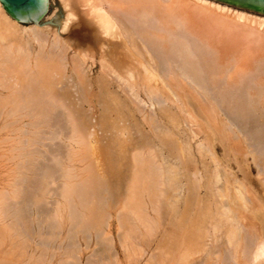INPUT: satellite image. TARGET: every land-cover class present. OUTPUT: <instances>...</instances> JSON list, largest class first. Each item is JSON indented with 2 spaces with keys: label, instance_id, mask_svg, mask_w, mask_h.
I'll return each instance as SVG.
<instances>
[{
  "label": "bare ground",
  "instance_id": "bare-ground-1",
  "mask_svg": "<svg viewBox=\"0 0 264 264\" xmlns=\"http://www.w3.org/2000/svg\"><path fill=\"white\" fill-rule=\"evenodd\" d=\"M57 1H60L59 4H61V6L64 9V11H63L64 19H63L61 26L59 27L60 30L63 33L67 32L68 30H72L71 32H68L64 36L63 39H61L59 36H57L56 33H53V35H51V32H49L47 30L48 27L41 26V23H43L41 21V19L44 18V16L46 15V13L48 11L49 0H47V9H46L47 11H46V13L38 21H36V24H34L32 22H27V23L19 22V21L13 19L5 11V9L2 7V5L0 4V112H2V114L4 115V119H5L6 123H7V120L9 118L10 119L28 118L30 120L32 119V122L35 124L36 131L39 130L38 128L40 127L41 123L44 125L43 127H45V125H47L49 123L51 124V122L56 121V120L65 121V123L70 124V126H72L71 124L75 125L76 122L84 124V126H85V123L93 124V123H96V122H99L102 120L110 119V115H111L110 112L112 111L111 108L115 107V106L114 107L112 106L113 105L112 102L116 103L117 101H119V103L121 105H124V106L126 105L127 108L130 107L129 105L135 104L134 102L139 99V97H138V88H139L140 90L144 91V94L146 95V98L148 99V102H149L150 110H151V108L156 109V107H157L158 108L157 110H159L160 113L162 112L161 114L166 115V117H164V116L160 117L161 114L158 115V113H157V115L159 116V119H161L160 121L162 122L161 124L157 123L158 125L156 124V121H157L156 117H158V116H154V114H153L154 111L152 112V114L148 113V115L145 117V121L147 122V125L150 128H153L154 131H155V128L160 130V131L156 130V134H158L159 136L158 137L156 136L157 137L156 138V137H153L155 134L150 135L149 132H144L141 130L139 131V134H142V136H144L145 139L142 141L139 140L140 142L138 141V143H136V145H134L135 147L131 146L133 148L130 149L129 152L127 151L129 153V157L127 156V159H126V160H128V164L126 165V163H125V165L127 166V167L125 166L126 172L124 171V173L122 174L124 177L123 178L124 182L123 183L121 182L122 183L121 184L122 190L120 193L115 192V193L120 194V195H118L119 197H116L117 200H115L114 203L112 201V205H114L113 208H115L117 206V208L119 209V210H116L117 222H118L117 225L119 226V228L123 232V234L121 233L122 235L120 236V241L118 240L117 242H120V243H118V245H120L123 248L122 251H125V252H123V253H126V255H127V257H125V258H128L130 261H132L133 264H137V261L139 259H141V257L146 252V250L151 251L153 249L152 251H154V250H156V248H158L159 251H155V253L159 252L158 254L153 253L154 255L150 256V258L146 257L145 259H149V260L148 261L146 260L145 262H142L141 264H143V263L144 264H264V184H263V190H261V191H259L258 189H256L253 186L252 179H251V173L247 168L248 166H246V164H244L245 162L243 163L242 167L245 165L246 171L243 168L242 174H241V175H243L242 177L244 178V183H245L244 186L241 185L239 187V183L237 184V182H239L240 180L239 181L233 180L234 182L237 181V182H235L237 184V185L235 184L237 187L232 184V182H233L232 181L231 184L233 185L232 186L233 188H228V186L231 184L229 183V181H227V179L225 180L224 178L229 176V174L225 173L227 171H224L222 168V171L224 173L222 172L223 174H221V176H223V175L225 176L226 174H228L225 177L223 176L224 182L222 180L221 183H219V184H223L224 188L222 189L220 187L221 189H219V190H222L221 192H219V190H217V189L215 190L218 193H220V195L218 194V196H221L224 198H225V196L227 198L228 195L232 196V198L235 201H233L231 203L235 204L237 210L231 208L230 207L231 203H229V202H225V201L219 202L222 198L220 199L218 197L220 199L219 200L217 198V196H216L215 200L217 199L218 202H217V200L214 202V200L212 201V199H211L212 203L214 202L213 204H211L210 201L207 202V199H209V198H207V199L205 198L206 199L205 202L209 203L210 206H208L205 203L206 206L205 205L201 206V208L203 207V209L201 210L199 208L198 213L196 214V212H197L196 211L192 214V216H194L196 214L195 216L196 217L199 216L200 220H202V218L205 219V217H206L208 220L207 224H209L210 229L208 228V226L205 227V225L202 224L203 222H205L204 219H203L204 220L203 222L201 221V224H202V225H200L201 228L198 225L200 223H198V224L194 223V227H195V225L198 226V228L195 227L197 229V231H196L197 234L193 232L194 235L196 234V238L194 237V235H192L193 237L188 236V233H187L188 231L183 230V228H185V226L188 222H190L189 223V225H190L191 221L193 219L195 221H197L195 218H193V219L189 218L188 222H187V220H184L183 218H185V217H183V216H186L185 214H187V212L184 211L185 209L184 210L178 209L179 207L177 208V206L174 205L175 212L173 211L174 208L172 209L173 217H171L170 220L167 219V221H170V223H171L170 226L174 227L175 230H176L175 227L179 228V227H182V224H185V226L183 225L184 226L183 228L177 229V230H180L178 232L180 233L181 237H182L181 233H183V231L185 233H187V234L183 233L184 235H183L182 239L180 238L181 240L179 239L180 235L178 236L175 234V233H177V231L174 232V235L178 236L177 237L178 241H177V239H173V238H176L172 232L173 228H171V231L168 230V234L165 235V233H167V230L164 233V230H165L163 228V225H165L163 223V221L165 222V219L163 218L164 213H162V210L160 211V203L162 202L160 200H163L162 197H164L166 199L165 196L167 195V192H168V191H166L167 188L164 189L162 187H166V186L168 188L170 186L172 187L173 185H170V183L171 184L176 183L178 180L177 178H179V177H176V176H179L177 172H182V171L177 170L178 165L175 164L174 162H172L173 159L171 160L170 158H174L175 155H176V157L178 155L181 156L183 154V152L186 151V148H187V147L185 148V144H187L186 142L190 141V140L185 141L186 140L185 139L184 141L182 140L183 141L182 143H184V146H182V147H180V145L178 144L177 147L176 146L174 147V145H171V147L173 148L172 150L170 147H168L167 149L166 148L164 149V146L167 147L166 144H168V143H164V140L166 138L163 139L162 136L164 137V135H165L164 133L169 134V132L173 131V130L166 131L169 129V127H168V129H166L167 125H169L170 127H173L169 123H172V125H176V124L178 125L179 124L178 126H180L181 123L183 124V122L184 123L187 122L188 117H189V119L191 118V121L193 120V122H195L196 116L194 117V114H193L194 112L191 113L192 110L188 111V108H190L192 106H194V107L196 106L193 104V103H195V102H193L194 99H197L196 101L199 103V99L204 98L206 95L208 96V98L209 97L211 98L210 102L208 100L210 107L213 105L214 108L213 107L209 108V106H208L209 104L208 105L206 104V106L203 107V104L205 102H203L202 106L201 105L199 106L201 101H203V99H201L200 103L197 104V106H198L197 109H199V111H201V110L203 111V116H205L204 119L207 120V121L205 120L206 121L205 124L209 127V128L207 127L206 129H209V131H211L212 134H210V135H212V140L222 142L223 140L227 139L226 137L228 136V134L229 135L235 134L236 135L235 137H237V135H239V137L241 136L240 137L241 142H244L245 143L244 145L246 147V148L242 147V149H245L243 151V153L239 151V148L241 146L236 145L234 143L229 144L227 146L223 145V149L224 150L227 149L233 156H237V154L240 156L241 153L244 155L245 154L244 152H246V153L248 152L249 155L248 154H245V155L251 156L254 163L256 164V165H254V167L257 168V170H256L257 175L256 176L258 177V180L260 181L261 179H263V180H261V182L262 181L264 182V178H262V177H264V169H263L264 166L261 167V165H260V164H262V162L264 163V79L262 78V77H264V15L254 13V12H250V11H246V10H242V9H238V8H235V7H232L230 5L220 3V2H217L214 0H57ZM74 7L83 8L81 17L76 18V13L73 9ZM38 25H40V26H38ZM113 40H115V41L112 43ZM112 45H113V48L111 47ZM69 51L71 52V54H69ZM95 60L98 63V71L96 73L97 75L94 77V76L90 75V72H91V69L93 68V65H94L93 62ZM87 62L89 63L88 66H87V64H88ZM223 75H225V77H224V79L221 80L220 77ZM137 79H139V81H137ZM251 80L253 81L252 83H250ZM185 84L187 85V89L189 90V92H191V94H193V96H194L193 99L189 98L191 100H189L186 97L189 94L186 95V93L183 92L184 89L187 90ZM214 89L221 90V91H218L216 93L217 98H215V95L213 97H212V95H210V92ZM215 91H212V92L215 94ZM197 92H200V93L197 94ZM202 93H204V95H203L204 97L199 98L198 96ZM208 98H206V99H208ZM206 99H205V101H206ZM191 101L193 103H191ZM169 102H171L170 106L167 105V103L169 104ZM139 103H140V101H139ZM206 103H207V101H206ZM144 104H146V103H144ZM172 104H173V107H175V109H176V110L175 109L174 110L177 112L171 113L170 108H171ZM139 107H140V105L137 104L136 110H134L135 107H133L132 111L134 113H136L137 110L142 108V107H140V108ZM185 107H187V108H185ZM98 108L100 110L99 115L97 113H96V115H94L93 111L96 109L98 110ZM121 109H123V108H121ZM184 109H187L188 112H186V110H184ZM114 110H115V108H114ZM214 110L217 111V113L219 112L218 115L215 114V116H214ZM108 112L110 113V115L108 114ZM114 112L116 113V110L113 111V113ZM172 112H173V110H172ZM124 113H122V114H124ZM185 113H186V115H185ZM116 114H118V113H116ZM122 114L120 116H122ZM126 114H124L125 117H128ZM129 114H131V113H129ZM188 114H189V116H188ZM200 114L202 116L201 112H200ZM0 115H1V113H0ZM113 115L115 116V114H113ZM183 115H185V117L188 116L186 118L187 120L182 117ZM114 116L112 118L115 120H118V121L119 120L121 121L123 118V117H120L117 115H116L117 117H114ZM129 116L131 117L132 115H129ZM198 117H200V116L199 115L197 116V120L201 118V117L200 118H198ZM141 119H143V117L140 118V120ZM124 120L125 119H123V121ZM133 120H134V118H133ZM165 120H167V123L169 122L166 125V127H165L166 122H164ZM126 121H128V120H126ZM180 121H181V123H180ZM191 121H189V122H191ZM73 122H75V123H73ZM107 122H109V121H107ZM115 122L118 123L117 121H115ZM193 122H192V124H195ZM199 123H198V125H199ZM8 124H10L9 121H8ZM13 124H14V122H13ZM109 124L115 126L113 123L112 124L109 123ZM135 124H137L136 121H135ZM5 125H7V124H5ZM5 125L3 124V126H5ZM76 125H78V124H76ZM100 125H102V123ZM128 125H129V123H128ZM48 126H52V125H48ZM161 126H162V128H161ZM72 127L74 129V126H72ZM135 127L139 128L138 125L137 126L135 125ZM201 127L199 129V132H202V131H200ZM65 128H67V127H65ZM75 128H76V126H75ZM111 128L114 129V127H111ZM183 128L184 127H181V129H183ZM198 128H197V130H198ZM35 129H33V130H35ZM91 129H92V127H91ZM100 129H102V128H100ZM112 129H111L110 133H113ZM184 129H186V128H184ZM184 129L179 130V131H183L185 133L186 130L184 131ZM40 130L38 132H40ZM76 130H77V128H76ZM76 130H74V131H76ZM90 130L87 131L86 136L84 135L85 136L84 138H86L87 141H88V139L90 140L92 138V136H94V134H96L94 131H90ZM126 130H128V129L124 130L125 134H126ZM161 130H163V131H161ZM164 130H165V132H164ZM81 131H82V129H81ZM119 131H120V129H119ZM34 132L35 131H33V134H35ZM38 132L36 133V135L38 134ZM115 132H117V131H114V134H116ZM30 133H32V132H30ZM62 133H61L60 137L63 136L62 140H64L65 142L67 141V143H70V144L76 143L75 145H77V142H81V141L77 140L78 135L74 134V132H73V134H71L69 132L70 135L66 134L67 137H64L66 135H63L64 133L63 134ZM77 133H78V131H77ZM152 133H153V131H152ZM181 133L179 134L177 132L176 135L173 134L170 136L175 137V136H178V134H179L178 137L183 136V134L181 135ZM186 133L188 135V130L186 131ZM192 133H193V131H192ZM7 134H10V133H7ZM57 134H58V132H57ZM36 135H33V136H36ZM116 135H118V134H116ZM127 135H124V136L127 137ZM29 136H31V135H29ZM51 136H52V134H51ZM129 136H130V134H129ZM192 136H193V134H192ZM55 137L58 138L57 135H55ZM79 137H81L80 138L81 140H84V139H82V135H80ZM112 137H113V135H112ZM116 137L114 139H116ZM139 137H140V135H139ZM239 137L237 138L238 140H240ZM155 138H156V140L157 139L158 140L156 141ZM210 138H211V136H210ZM229 138L231 139V137H229ZM229 138H228V141H230ZM2 139H4V138H2ZM51 139L49 138V141L52 142ZM168 139L171 142L170 137ZM172 139H174V138L172 137ZM37 140H35V141H37ZM41 140H43V139H41ZM41 140H39V141H41ZM120 140H121V137H120ZM179 140H176V141H179ZM32 141H34V140H32ZM44 141H46V140H44ZM133 141L134 140H132V142ZM165 141H167V140H165ZM174 141H175V139H174ZM114 142L116 143V141H113V143ZM203 142H205V140ZM207 142H208V139H207ZM236 142L237 141L235 140V143ZM30 143H28V144H30ZM82 143L83 144H81L80 147L84 146L85 140ZM121 143H124V142H121ZM205 143H202L201 145H199L197 143L202 150H200L198 145H195L196 149H198V150H196V152H198L199 150L203 151L204 153L199 152V154L203 153L200 155H203V156L207 155V157H209L208 153L210 154L211 150L208 147L209 144H205ZM20 144H22V143H20ZM31 144H33V143H31ZM119 144H120V142H119ZM175 144H176V142H175ZM203 144L206 146H204ZM92 145L93 144L91 141H89L87 143V149H88L87 152L89 153V155L91 154V156L94 154V151L92 150V149H94L93 148L94 146H92ZM114 145L115 144H113V146ZM117 146H119V145H117ZM123 146H124V144H123ZM126 146L127 145L125 143V147ZM187 146L189 147V142H188ZM31 147H32V145H31ZM31 147H30V149H31ZM41 147H42V144H41ZM127 147H130V146H127ZM10 148L12 149V147H10ZM20 148H22V147H20ZM34 148H37V147L35 146ZM117 148H119V147H117ZM123 148H122V150H124ZM108 149H110V148L108 147ZM108 149H107V151H108ZM246 149H247V151H246ZM22 150H23V148H22ZM69 150H72V149H68V152H69ZM79 150L81 152L82 149H79ZM119 150H121V149H118V151ZM173 150H174V152H173ZM204 150L206 151V154H205ZM73 151H74V149H73ZM97 151H99V150H97ZM110 151H111V149H110ZM74 152L79 153V155L84 153V152L83 153L81 152V154H80L79 151L78 152L74 151ZM74 152H71V154H70L71 157H73L72 155ZM187 152H188V149H187ZM187 152H185V153H187ZM69 153L67 154L68 157H69ZM188 153L191 154V148H190ZM190 154H185L182 156L183 157L184 156L189 157ZM27 155L28 154L26 153L25 156H27ZM75 155H77V154H75ZM113 155H111V157ZM126 155H125V157H126ZM196 155H197V153H196ZM96 156H97V154H96ZM96 156H95V159L97 158ZM203 156H201V158H202V159L200 158L201 160H203ZM244 156H242V158H245ZM29 157H30V155H29ZM54 157H56V156H54ZM66 157L67 156H65V159H66ZM71 157H69L68 162L69 161L71 162L73 160V159H71ZM106 157H109V155H107ZM155 157L158 159V162H157V159ZM210 157L213 158V156H210ZM57 158H59V157H57ZM77 158H78L77 160H79V157H77ZM81 158H82V156H81ZM99 158H101V157H99ZM110 158H109V160L111 162ZM120 158L121 157H119V159ZM122 158H123V156H122ZM192 158L194 159L193 156H192ZM30 159H31V157H30ZM50 159H51V157H50ZM65 159H64V162H65ZM91 159H93V158H91ZM116 159H117V157L115 158V160ZM178 159H182V158H178ZM204 159H205V157H204ZM214 159H215V161H214ZM214 159H212V161H214V163H216L217 160H216V158H214ZM87 160L89 161V159H87ZM121 161H122V159H121ZM170 161L172 163H174L175 165H172V163ZM185 161L183 160V165H184ZM187 161H188V159H187ZM34 162H37V161L35 160ZM34 162L30 163V161H29L30 164H32ZM56 162H57V160H56ZM60 162H61V160H60ZM68 162L66 161V164ZM186 162H185V165L191 164L190 160L188 161V164ZM203 162H204V164L206 163L205 161H203ZM203 162L201 161V163H203ZM250 162L252 163V161H250ZM59 163L57 165H60ZM86 163H85V165H86ZM102 163H104V162H102ZM105 163H108V162L105 161ZM116 163H119V162L116 161ZM193 163L196 164V162H193ZM201 163H199V164L202 165ZM25 164L28 165V163H25ZM123 164H124V162H123ZM114 165H115V163H114ZM180 165H179V167L181 170L183 165L182 166H180ZM207 165H209V164H207ZM207 165L206 164L203 165L204 168ZM216 165L219 166L220 164H218V162H217ZM37 166H39V164ZM52 166H54V165H52ZM193 166H194V164H193ZM203 166H200V167H203ZM209 166H207V167H209ZM218 166H216V167H218ZM95 167H97V166L95 165ZM102 167H103V165H102ZM119 167H120V164L118 165L117 169H119ZM174 167L177 168L176 169L177 171L173 170ZM194 167L196 168V165ZM242 167H239V168H242ZM11 168H13V167H11ZM66 168H68V167H66ZM184 168L185 169H183V170H185L184 172L186 173V171L188 169L186 170L187 167H184ZM191 168H192V166H191ZM27 169H28V167L26 168V170ZM63 169H65V167L64 168L62 167V170ZM87 169H88V167H87ZM111 169H112V167H111ZM205 169H207V168H205ZM208 169L206 172L209 171ZM211 169H213L214 170L213 172L215 173V169L214 168H211ZM42 170H43V168H42ZM172 170L176 171V172H172ZM27 171H29V170H27ZM30 172L32 173V171H30ZM61 172H63V179L64 180H61V181H64V184H63V185H65L64 190L67 191L69 189V191H70V183L72 181H74L75 179H73V180L70 179V182H69L68 173H66L65 170L61 171ZM191 172H194V169ZM203 172H205V170H203ZM203 172H202V174H204ZM213 172L210 174H213ZM217 172L219 173V171H217ZM27 173H29V172H27ZM70 173H72V172H70ZM84 173H85V171H84ZM116 173L118 174L117 171H116ZM197 173H199V172L197 171ZM197 173H194V174H197ZM239 173H241L240 169H239ZM104 174H106V173H104ZM202 174H201V177H202ZM56 175H58V174H56ZM84 175L82 176V179H83V177H85ZM170 175H172V176H170ZM185 175L187 176L186 178L188 179V174H185ZM192 175L193 174L191 173V176ZM215 175H217V173H215ZM72 176H73V174H72ZM116 176H118V175H116ZM195 176H197V175H195ZM195 176H194V178H195ZM199 176H200V174H199ZM205 176H206V178H208L207 175H205ZM212 177L214 178V180L209 179L210 182H211V180L215 182V181H217V180L219 181V179H221V177H219V179L215 180V177L218 178V176L214 177V174L212 175ZM95 178H97V176ZM111 178H113V176ZM183 178H185V177H183ZM186 178H185V180H186V182H188ZM204 178L202 177L203 180H204ZM230 178L234 179L233 176L229 177V179ZM26 179H23V180L25 181ZM109 179H110V176H108V180ZM192 179L193 178L190 179L191 183L192 182L194 183L195 181L197 182V180H198V179H195V181L194 180L192 181ZM199 179H201V178L199 177ZM202 179H201V182L203 181ZM56 180H58V179H56ZM79 180L75 181V182H79ZM101 181H103V180H101ZM114 181L116 182V180H114ZM178 181H180V179ZM209 181H207V179H206V182L209 183ZM17 182L19 183V181H17ZM22 182L20 181V183H22ZM52 183H56V182L53 179H51L50 182L49 181L45 182V187L43 186L44 187L43 190L45 192L43 191V195H42L44 197V199L46 198V196L49 197L50 194H51L50 197H53L55 195L53 193L52 189H50V187L46 186V185L50 186V185H52ZM72 183H74V182H72ZM208 183L206 184V186H207V188H208V186H209V188L212 187L211 191H212V189H215L218 187V185H217V187L213 186L215 183L212 184V182H211L212 186H210V183L208 185ZM178 184H179V182H178ZM182 184H184V183H182ZM202 184H204V182L201 183V185ZM216 184H217V182H216ZM224 184H227L228 186L224 185ZM240 184H241V181H240ZM195 185H198V183H196ZM16 186L14 188H16V189L18 187H19V189L21 188L20 185L18 187H16ZM112 186L114 187V185H112ZM192 186H193V184H192ZM192 186H190V187H192ZM206 186H204V187H206ZM76 187H78V186H76ZM181 187H182V185H181ZM181 187L179 188V190L182 189ZM195 187H194V189H195ZM14 188H12V189H14ZM41 188H42V186H41ZM101 188H103V187H101ZM176 188H177V185H176ZM183 188L184 189H182V190L187 189V188H185V186ZM163 189L165 191H163ZM202 189H203V187H202ZM169 190H170V188H169ZM176 190L177 189H175L173 191L175 192ZM204 190L205 189H203L202 191H204ZM11 191H13V190H11ZM82 191H83V189H82ZM107 191H105L104 193L108 194ZM190 191H191V189H190ZM209 191H208V193H209ZM211 191H210L211 198L214 199L215 196L212 195ZM15 192H17V191H15ZM184 192H186V194H188L187 192H189V190L188 191L186 190ZM192 192L195 193L197 191L195 190ZM41 193H42V191H41ZM60 193L62 194L63 192H60ZM87 193H89V192H87ZM202 193H201V195L203 198L204 195ZM214 193L217 194L216 192H214ZM231 193H233V194H231ZM0 194H2V193H0ZM11 194H12V192H11ZM25 194L22 195L20 193H17V195L12 194V196L15 199V201L18 202V200L20 201ZM67 194H69V192H67ZM77 194H78V192H77ZM171 194H173V196H174V193H171ZM171 194L169 192L168 198ZM186 194H185V196H186ZM6 195L9 196L8 194H6ZM175 195H177V197H178V193ZM12 196H11V198H12ZM79 196H81V195H79ZM205 196H206V194H205ZM1 197H2V195H1ZM54 197L57 198V196H54ZM71 197L72 196H70V198ZM73 197H74V195H73ZM177 197H176V199H177ZM182 197H183V195H182ZM196 197L200 198V195L197 196V193H196ZM2 198L0 199V201L2 200ZM61 198H62L63 202H64V199L65 200L67 199L66 192H65V195L61 196ZM168 198H167V200H168ZM184 198H186V197H184ZM224 198H223V200H224ZM226 198H225V200H226ZM7 199L8 198H6L4 201H6ZM31 199H33V198H31ZM109 199L110 198H108L107 200H109ZM176 199L174 196V198L171 200H176ZM178 199L180 201H182L181 198H178ZM72 200L73 199H71L70 201H72ZM184 200H183V202H184ZM195 200H197V199H195ZM202 200L204 202V198ZM26 201H29V200H26ZM26 201L24 200V202H26ZM67 202H69V201H67ZM73 202H70V203L73 204ZM77 202L79 204V201H77ZM0 203H2V205L4 204V202H2V201ZM26 203H28V202H26ZM58 203H59L58 200H55L56 206L61 205L59 207V210H60L59 212L61 213V210L63 208L65 209V207L67 205L64 207V206H62L64 204H58ZM162 203H164V202H162ZM175 203L176 202H174V204ZM172 204H173V202H172ZM172 204H171V202L168 203V201H167L166 205H168V208H169V206H172ZM2 205H0L1 211H2L1 207H4ZM22 205H24V203ZM89 205L90 204H87V206H86L87 208L86 209L83 208V209L88 210ZM192 205L195 206V202H194V204L192 202ZM34 206H36V205H34ZM73 206H75V205H73ZM76 206L78 207V205H76ZM179 206H181V205H179ZM183 206H185V203L183 204ZM19 207H20V205H19ZM24 207H26V206H24ZM27 207H28V205H27ZM61 207H62V209H61ZM83 207H84V205H83ZM9 208H10V206H9ZM182 208H184V207H182ZM191 208H192V206H191ZM16 209H14V210H16ZM57 209L58 208L55 209V212ZM5 210L6 209H4L3 211L5 212ZM108 210H109V208H108ZM186 210H187V208H186ZM194 210H196V209H194ZM92 211H93V209H92ZM40 212H42V211H39V213ZM47 212H48V210H47ZM14 213H16V212H14ZM62 213H63V211H62ZM0 214H2V212ZM3 214H5V213H3ZM30 214H31V211H30ZM65 214H67V211H65ZM69 214H67V215H69ZM168 214H166L167 217L169 216ZM40 215H42V214H40ZM77 215H78V212H77ZM79 215H81V212H79ZM96 215H98V213ZM115 215L116 214H114V216ZM53 216H54V214H53ZM87 216L89 217V214ZM99 216L102 219L104 217V211L101 212V214ZM187 216L189 217L190 214H187ZM41 217L42 216H40L38 220H40ZM67 217H70V216H67ZM78 217H80V216H78ZM81 217H82V215H81ZM109 217H108V220L110 219ZM178 217H180V218H178ZM33 218H34V215H33ZM54 218H56V216ZM101 219H99V221ZM181 219H183V223H182ZM13 220H14V218H13ZM46 220H47V218H46ZM94 220L95 219H93V222H95ZM106 221H107V218H106ZM199 221H197V222H199ZM78 222H77V224H78ZM115 222H116V220H115ZM179 222H181V224ZM9 223H10V221H9ZM166 223H167V225L169 224L168 222H166ZM27 224H28V222H27ZM53 224H54V222H53ZM179 224L181 226H179ZM57 225H58V223H57ZM69 225H70V222L68 223V226ZM210 225L212 228L210 227ZM6 226H4V227H6ZM24 226H25V224H24ZM50 226H52V225H50ZM103 226H104V224H103ZM106 226H107V222H106ZM106 226L104 228L107 229ZM222 226L224 229L222 228ZM54 227H56V226H54ZM139 227H142V229L144 230L143 231L144 233L142 234L141 237H140V235H137L138 233H136L139 230ZM160 227L163 228V230H162L163 234L161 233V237L162 236H164V237L161 238V241L159 240L160 243L156 242L159 245V247H158V245H156L157 247L153 248L154 246H152V244L154 243V240H156L155 236L161 232V230H158V229H160ZM0 228H1L0 232L2 233L3 229H2V227H0ZM9 228H8V231L11 230V228H13V227H11L10 229ZM49 228L52 229L53 227L48 226L47 232H49ZM195 228H194V230H196ZM220 228L223 229L222 232L225 231V237H224L225 239L222 238L224 236L223 233H222L223 234L222 237L221 236L215 237L214 235H212V233H211V235H209V232H213V233L217 232V234L215 233V235H219L218 233H219ZM53 229H54L53 231L56 230L55 228H53ZM69 229H71V228L69 227ZM74 229L76 230L77 228H74ZM186 229H189V228H186ZM4 230H7V228L6 229L4 228ZM58 230L60 231V229H58ZM120 230L118 232H120ZM69 231H71V230H69ZM102 231H104V230H102ZM6 232H4V234H7ZM11 232H13V230H11ZM79 232H78V234H79ZM88 232H89V230H88ZM169 232H171L172 234L171 233L169 234ZM13 233L11 235H13ZM57 233L55 232L56 235H57ZM73 233L76 234L77 232L75 231ZM80 233L82 235V238L85 241L84 246H85V248H87L89 245V242L91 240V235H87V229H84V228L82 229V231ZM220 233H221V231H220ZM8 234H9L8 238L12 239V236L10 235V233H8ZM51 234H52V232H51ZM96 234H98V233L96 232ZM204 234L205 235L208 234V235L204 236ZM19 235H20V233H19ZM65 235H67V234H65ZM107 235L109 236V234H107ZM136 235L142 239H140V240L137 239L139 237H137ZM189 235H191V234H189ZM69 236H70V233H69ZM108 236H106V239H101L100 243L97 241L99 244L93 243L97 249H95V250L92 249V254H91V252H90V254H91L92 259L93 260L96 259V261H95V263H92L93 261H89L90 262L89 264H91V263L92 264H98L101 262H103V263L106 262V264H108L107 262H109V264H119V261L117 260V257H116V252L114 250H112V238L110 237L109 239H107ZM203 236L206 237V239L208 237V239L210 240L209 243H211V244L208 243V245H207V241L205 242L204 240H202V238H204ZM16 237L17 236H15L13 239L15 240ZM118 237H116V238L119 239ZM169 237H170V239L172 238L171 239L172 244H170V246H168L169 243L167 242V240L171 242ZM185 237L186 238L188 237L189 239L187 238L188 239L187 240ZM220 237H221V239H220ZM67 238H66V240H67ZM83 239H82V241H83ZM135 239H137V241L138 240L142 241L143 239H146V241L144 240V244H142V245L140 243H138V245H136L137 241ZM191 239H194V242H193V240L191 241ZM20 240L22 241V239H20ZM20 240H18V241L20 242ZM93 240H95V239H93ZM162 240H164V241H162ZM173 240H176V241H173ZM186 240H187V242L184 245L183 243ZM200 240L203 241L204 243H206V245L208 247L206 245H204V243L201 245L200 244L201 242H199ZM23 241H24V238H23ZM46 241H47V238H46ZM135 241H136V243H135ZM190 241L193 242L191 244L193 247L190 246V243H191ZM2 242H3L2 237H0V244ZM10 242H11V240H10ZM42 242H43V240H42ZM161 242H163V243H161ZM182 244H183V246L181 247ZM196 244H197V246H196ZM24 245H25V243L23 245H21V243H20V245L19 244L17 245V243H16V245L14 247L13 244H11L12 248L11 247H10L11 249L9 248L10 251L9 252L4 251L5 254L0 255V259L2 260V258H3V260H4V258H6L7 260H9L8 262H10V261H14V258L16 257V255L23 256V254H19V253L23 252L24 250L19 249V247L21 246V248H22V247L28 246V244H26L25 246ZM72 245H70V249H71ZM161 245H162V247H161ZM163 245H165V246H163ZM37 246H39V245H37ZM45 246H46V243H45ZM65 246H62V247H65ZM194 246H196V247H194ZM204 246L207 248H205ZM66 247L68 248L69 245ZM165 247L167 249H165ZM6 248H8V247H6ZM42 248H43V246H41L40 249L43 250ZM46 248L47 247H45V249ZM76 248L79 249V247H76ZM204 248H205V250H204ZM24 249H27V248H24ZM70 249H66V250H69V251H66V250L58 247L57 250H60V252H59L60 255L66 256L67 260L75 258L74 261L73 260H71V261H73L72 262L73 264H78V259H77L78 256L76 254L77 253L80 254V251L76 252L77 251L76 250L75 252H73V250L70 251ZM72 249H73V247H72ZM195 249H197V250H195ZM41 250H39V251H41ZM44 252H46V250ZM195 253L196 254L201 253V255L202 254L203 255L202 256L200 255V257H201V258L199 257L200 259H197V260L193 259L195 261L193 263V262H191L192 261L191 257L193 256L192 254H195ZM44 254L42 253V255H44ZM52 254H55V252L53 251L49 255H52ZM74 254L77 257L74 256ZM151 254L152 253H150V255ZM196 254L194 255L195 259H196ZM147 256L149 257V255H147ZM40 257H42V256H40ZM189 257H190V259H189ZM17 258H18V260L20 259L19 257H16V259ZM36 258H37V256H36ZM43 258H44V256H43ZM86 258L89 259L90 257L89 258L86 257ZM65 259H64V261H65ZM7 260H5L6 263H7ZM37 260H36V262H39V259H37ZM50 260H51V258H50ZM49 261H46V262L49 263ZM63 262L62 263L60 262V263L63 264ZM132 262H130V263H132ZM0 263H1V261H0ZM40 263H44V259H43V262H40ZM40 263H38V264H40ZM85 263L88 264V261L87 262L85 261ZM103 263H101V264H103ZM65 264H68V263H65Z\"/></svg>",
  "mask_w": 264,
  "mask_h": 264
},
{
  "label": "rangeland",
  "instance_id": "rangeland-1",
  "mask_svg": "<svg viewBox=\"0 0 264 264\" xmlns=\"http://www.w3.org/2000/svg\"><path fill=\"white\" fill-rule=\"evenodd\" d=\"M60 3V1H57V0H49V3H48V11H47V13H46V15L44 16V18L43 19H41V21L43 22V23H41V24H43V25H41V26H44V27H48V31L49 32H51V35H53V33H56L57 34V36H59L61 39H63L64 38V36L68 33V32H71L72 30H68L67 32H65V33H63L61 30H60V26H61V24H62V22H63V19H64V13H63V11H64V9H63V7L61 6V4H59ZM74 9V11H75V13H76V18H79V17H81L82 16V11H83V8H77V7H74L73 8ZM46 22H48V23H46ZM45 23V24H44ZM115 40H113L112 41V43L114 42ZM112 48H113V45L111 46ZM69 54H71V52L69 51ZM95 59V58H94ZM88 63V62H87ZM94 65H93V68L91 69V72H90V75H92V76H96L97 74V71H98V63H97V61L95 60L94 62ZM89 65V63L87 64V66ZM224 77H225V75H223V76H221L220 78H221V80L222 79H224ZM251 77V76H250ZM219 78V79H220ZM252 78V77H251ZM263 79H264V77H262ZM137 81H139V79H137ZM253 81L251 80V82L250 83H252ZM186 85V84H185ZM186 89H187V85H186ZM188 90V89H187ZM187 90H185L184 89V93H186V95L187 94H189V95H185L188 99L189 98H191V99H193L194 98V96H193V94H191V92H189V90L187 91ZM216 90V91H215ZM186 91V92H185ZM212 91H215V93L216 92H218L219 90H217V89H214V90H212ZM199 92H197V94H198ZM123 96V95H122ZM138 97H139V99L138 100H136L134 103L135 104H133V105H129L130 107L129 108H127V106L125 105H121L120 103H119V101H115L116 103H114V102H112L113 103V107L115 108V110H116V113H118V114H116L115 112L113 113V111H115L114 110V108H111V115H110V113L108 112V114L110 115V119L112 120L113 118V114H115V116L114 117H117V116H120L122 113H124V114H126L128 117H125V115L124 114H122V116H120V117H123L122 118V120L119 122L118 120H115V119H113L112 121L110 120V119H107V120H102V121H99V122H96V123H93V124H90V123H85V126H84V124H81V123H78V122H73V123H75V125L74 124H71L72 126H74V129H73V127L72 126H70V124H67V123H65V121H58V120H56V121H53V122H51V124L49 123V124H47V125H45V127H43L44 125L41 123V125H40V127L38 128L39 130H40V132H38V131H36V129H35V124L32 122V119L30 120V119H28V118H13V119H8L7 120V123H6V121H5V119H4V115L2 114V112H0L1 113V115H0V193H2V194H0V199L2 198V202H4V204L2 205V203H0V205H2V206H4V207H1V209H2V211L0 210V213L2 212V214H0V227H2V233L0 232V237H2V240H3V242L0 244V255H3V254H5V252H9L10 251V249L12 248L11 247V244H13V246L15 247V245H16V243H17V245L19 244L20 245V243H21V245H23L24 243H25V245L26 244H28V246L26 247L25 245V247H22L21 248V246L19 247V249H23L24 251L23 252H20L19 254H23V256H21V255H16V257H19L20 259L18 260V258L16 259V257L14 258V261H10V262H8L9 260H7L6 258H4V260H3V258H2V260L0 259V261H1V263L0 264H38V263H40V262H43V259H44V263H40V264H61L63 261H64V259H65V263H68V264H73L72 262L74 261V259H70V260H67V257L66 256H61L60 255V250H57L58 249V247H60V248H62V249H64V250H66V249H70V245H72L73 243V245H72V247H73V249H72V247H71V249H70V251L71 250H73V252H75L76 250V252H79L80 251V254H74V256H76L77 257V259H78V264H87V263H85V261L87 262L88 261V264L90 263L89 261H93L92 263H95V261H96V259L95 260H93L92 259V257H91V254H92V249L93 250H95V249H97L96 248V246H94V244L93 243H100V241H101V239H106V236H108L107 234H109V236L107 237V239H109L110 237L112 238V250H114L115 252H116V257H117V260L119 261V264H127L128 262V264H133V262L132 261H130L128 258H125V257H127V255H126V253H123V252H125V251H122L123 250V248L120 246V245H118V243H120V242H117L118 240L120 241V236L123 234V232L120 230V228H119V226L117 225L118 224V222H117V213H116V210H119L118 208H117V206L115 207V208H113L114 207V205H112V201H113V203H114V201L115 200H117V198L116 197H119L118 195H120V194H117V193H120L121 192V188H122V186H121V184L124 182V177H123V173H124V171L126 172V165L128 164V160H126L127 159V156L129 157V151H130V149H132L133 147H135L134 145H136V143H138V141L140 140V141H142V140H144L145 139V137L144 136H142V134H139V131L141 130V131H144V132H149V134L150 135H153V134H155L153 137H158L159 135L158 134H156V130H159V129H156L155 128V131H154V129L153 128H150L148 125H147V122L145 121V117L148 115V113L149 114H152V112H153V114H154V116H158V115H160L161 113H160V111L159 110H157L158 108L156 107V109L155 108H151V110H150V107H149V102H148V99L146 98V95L144 94V91H142V90H140L139 88H138ZM199 98H201V97H204L202 94H200L199 96H198ZM206 97V96H205ZM201 98V99H203V101H201V99H199V103H200V101H201V103L199 104L196 100L197 99H194L193 100V102H195V103H193L192 101H191V103H193L194 105H196L195 107L194 106H192V107H190V108H188V111L190 110H192L191 111V113L192 112H194L193 114H194V117L196 118L195 119V122H193V120L191 121V118L189 119V114H188V116H186L185 117V115H186V113H185V115H183L182 117L183 118H187L188 117V120L189 121H191V122H189L187 119V124L186 123H184L183 122V124L181 123V121H180V123L182 124H180V126H178L176 123V125H172V123H169L171 126H173V127H170L169 125H167L168 123H167V120H165L164 122H166V124H165V127H166V125H167V127H166V129H168V127H169V129L168 130H166V131H171V130H173L172 132H169V134L167 133H164L165 135H164V137L162 136V138L164 139V138H166L165 140H167V141H165L164 140V143H168V144H166V146L167 147H165L164 146V149L166 148H168V147H170L171 148V150L173 149L172 147H171V145H174V147L176 146L177 147V145L179 144L180 145V147H182V146H184V143H182L185 139V141H187V140H190V141H187L186 143L187 144H185V148H186V151L185 152H187V149H188V152H189V150H190V148H191V154L190 153H185V152H183V154L182 155H185V154H190L189 155V157H183L182 155L181 156H177L178 158H182V159H178L177 157H176V155H175V157L174 158H170L171 160H172V162H174L175 164H177L178 165V169L177 168H173V170H179V171H182V172H177L178 173V175L179 176H176V177H179V178H177L178 180L180 179V181H178L177 179V182L176 183H174V184H171L170 183V185H173L172 187L170 186L169 188H170V190L172 191H170L169 190V188L166 186V187H162V188H164V189H166V191H168L167 192V195L165 196L166 197V199L164 198V197H162L163 198V200H160V201H162V202H164V203H160V211L162 210V213H164V215H163V218L165 219V222L163 221V223L166 225H163V228L165 229L164 230V233L166 232V230H167V233H165V235L166 234H168V230L169 231H171V228H173L172 229V232H173V235H174V232L175 231H177V233H175L176 235H180V233L178 232V231H180V230H177V229H180V228H183L184 226H185V224H182V227H179V228H177V227H175L176 228V230L174 229V227H172V226H170L171 225V223H170V221H167V219L168 220H170L171 219V217H173V212H172V209L174 208V205H176L177 206V208L178 209H181V210H184V211H186L187 212V214H190V216L188 217L187 216V214H185L186 216H183V217H185V218H183L184 220H187V222L189 221V218H191V219H193V218H195L197 221H199L200 220V217L199 216H195L197 213H198V211H199V208L202 210L203 209V207L201 208V206H204L205 205V203L208 205V206H210L209 205V203H207V202H211V204H213L216 200H215V198H216V196H217V198L220 200L219 202H229V203H231V202H233V201H235L233 198H232V196H230V195H228L227 196V198H226V196H225V198H226V200H225V198L224 197H221V196H218V194L220 195V193H218L217 191H215L216 189L217 190H219V189H223L224 188V186H223V184H219V183H221V181L223 180V182H224V179L226 180L227 179V181H229V183L231 184V182L233 181V180H237V181H241V184H240V181L239 182H237V181H235V182H237V184L239 183V187L241 186V185H243L244 186V178L242 177L243 175H241L242 174V169L244 168V170L246 171V169H245V167L246 166H248L247 168H248V170L250 171V173H251V179H252V184H253V186L256 188V189H258L259 191H261V190H263V184H264V182L262 183L261 182V180H263V179H261L260 181L258 180V177L256 176L257 175V168L256 167H254V165H256L255 163H254V161H253V159H252V157L251 156H248L249 154H248V152L246 153V152H244L245 154H248L247 156L245 155H243L242 153H243V151L245 150V149H242V147L243 148H246L245 147V143L244 142H241V139H240V137H239V135H237V137H235L236 135L234 134V135H232L231 133V135H229L228 134V136L226 137L227 139H225V140H223L222 142H219V141H216V140H212V135H210V134H212L211 133V131H209V129H206L208 126L205 124V122L207 121L206 119H204L205 118V116H203V111L201 110V111H199V109H197L198 108V106H197V104H199V106L201 105L202 106V104H203V102H205L204 104H203V107L204 106H206V104L208 105L209 104V102H208V99H206V98ZM191 99H189V100H191ZM205 99H206V101H207V103H206V101H205ZM138 101V102H137ZM139 101H140V103H139ZM143 101V102H142ZM144 103H146V104H144ZM171 102H169V104L167 103V105L168 106H170L171 104H170ZM121 106H120V105ZM137 104L138 105H140V107H142V108H138L139 110H137V112L136 113H134L132 110V108L133 107H135L134 108V110H136V106H137ZM144 104V105H143ZM118 106V107H117ZM123 106V107H122ZM209 107H210V104L208 105ZM207 106V107H208ZM146 107V108H145ZM211 107H213V105L211 106ZM121 108H123V109H121ZM185 108H187V107H185ZM196 110H195V109ZM214 108V107H213ZM131 109V110H130ZM171 113H174V112H177V111H175L176 109H175V107H173V104H172V106H171ZM175 109V110H174ZM124 110V111H123ZM149 110V111H148ZM157 110V111H156ZM172 110H173V112H172ZM184 110H186V112H188L187 111V109H184ZM129 111V112H128ZM132 111V112H131ZM159 111V112H158ZM99 112H100V110H99V108H98V110L96 109V110H94L93 111V114L94 115H96V113L99 115ZM120 112V113H119ZM142 112V113H141ZM151 112V113H150ZM200 112L202 113V116H201V114H200ZM216 112V113H215ZM113 113V114H112ZM129 113H131V114H129ZM139 115H138V114ZM157 113H158V115H157ZM196 113V114H195ZM219 113V112H218ZM218 113H217V111H215L214 110V116H215V114L216 115H218ZM201 117H198V118H200V119H198L197 120V116L198 115ZM105 115V114H104ZM117 115V116H116ZM129 115H132L131 117L129 116ZM220 115V114H219ZM161 116H164V117H166V115H163V114H161L160 115V117ZM125 117V118H124ZM143 117V119H141L140 120V118H142ZM133 118H134V120L136 121V123L137 124H135V121L133 120ZM138 118V119H137ZM3 119V120H2ZM18 119V120H17ZM123 119H125L124 121H123ZM156 119H157V121H156V124L158 123V124H161L162 122L160 121L161 119H159V116L158 117H156ZM165 119V118H164ZM13 120V121H12ZM126 120H128V121H126ZM204 120V121H203ZM206 120V121H205ZM8 121H9V123L10 124H8ZM17 121V122H16ZM106 121V122H105ZM107 121H109V122H107ZM115 121H117L118 123H116ZM126 121V122H125ZM13 122H14V124H13ZM16 122V123H15ZM58 122V123H57ZM116 124H115V123ZM124 122V123H123ZM192 122L193 123H195V124H192ZM200 122V123H199ZM102 123V125H100ZM108 123V124H107ZM109 123H113L115 126H113V125H110ZM120 123V124H119ZM128 123H129V125H128ZM134 125H133V124ZM198 123H199V125H198ZM204 123V124H203ZM3 124L5 125V124H7V125H5V126H3ZM12 124V125H11ZM22 124V125H21ZM76 124H78V125H76ZM80 124V125H79ZM142 124V125H141ZM157 124V125H158ZM9 125V126H8ZM33 125V126H32ZM48 125H52V126H48ZM59 125V126H58ZM94 125V126H93ZM97 125V126H96ZM107 125V126H106ZM121 127H120V126ZM135 125L137 126H139V128H137V127H135ZM27 126V127H26ZM47 126V127H46ZM75 126H76V128H77V130H76V128H75ZM102 126V127H101ZM104 126V127H103ZM114 127V129H112L111 127ZM118 128H117V127ZM125 126V127H124ZM133 126V127H132ZM176 126V127H175ZM197 126V127H196ZM202 126V127H201ZM3 127V128H2ZM5 127V128H4ZM49 127V128H48ZM65 127H67V128H65ZM86 127V128H85ZM91 127H92V129H91ZM99 127V128H98ZM181 127H184V128H186V129H184V131L186 130H188V135H187V133H186V131H185V133L183 132V131H179V130H183V129H181ZM191 127V128H190ZM193 127V128H192ZM199 127V128H198ZM200 127H201V130L200 131H202V132H199V129H200ZM2 128V129H1ZM21 128V129H20ZM43 128V129H42ZM54 128V129H53ZM57 128V129H56ZM60 128V129H59ZM100 128H102V129H100ZM112 129V132L113 133H110L111 132V129ZM128 129V130H126V134H125V129ZM137 128V129H136ZM161 128H162V126H161ZM178 128V129H177ZM197 128H198V130H197ZM209 128V127H208ZM5 129V130H4ZM20 129V130H19ZM33 129H35V130H33ZM64 131H63V130ZM80 129V130H79ZM81 129H82V131H81ZM91 129V130H90ZM94 129V130H93ZM99 131H98V130ZM106 129V130H105ZM108 129V130H107ZM117 129V130H116ZM119 129H120V131H119ZM123 129V130H122ZM130 129V130H129ZM139 129V130H138ZM13 130V131H12ZM71 130V131H70ZM73 130V131H72ZM74 130H76V131H74ZM94 131L96 134H94V136H92V138L89 140L88 139V141H87V139L86 138H84L85 136H86V134H87V131ZM193 131V133H192V131ZM12 133H11V132ZM17 131V132H16ZM33 131H35L34 133L35 134H33ZM53 131V132H52ZM77 131H78V133H77ZM105 131V132H104ZM114 131H117V132H115L116 134H118V135H116V134H114ZM122 131V132H121ZM135 131V132H134ZM152 131H153V133H152ZM160 131V130H159ZM161 131H163V130H161ZM176 131V132H175ZM190 131V132H189ZM21 132V133H20ZM30 132H32V133H30ZM38 132V134L36 135V133ZM44 132V133H43ZM55 132V133H54ZM57 132H58V134H57ZM63 134V135H70V133L71 134H73V132H74V134H77L78 135V141H81V142H77V145H75L74 143H67V141L65 142L64 140H62V138H63V136L62 137H60L61 136V133ZM70 132V133H69ZM84 134H83V133ZM107 132V133H106ZM119 132V133H118ZM133 134H132V133ZM164 132H165V130H164ZM177 132L180 134L181 132V135L183 134V136L185 137H183V136H180V137H178L179 136V134H178V136H172L174 139H175V141H174V139H172V137L170 136V135H176L177 134ZM7 133H10V134H7ZM30 133V134H29ZM41 133V134H40ZM102 133V134H101ZM130 134V136H129V134ZM158 133V132H157ZM215 133V132H214ZM22 134V135H21ZM51 134H52V136H51ZM111 134V135H110ZM128 134V135H127ZM136 134V135H135ZM192 134H193V136H192ZM209 134V135H208ZM29 135H31V136H29ZM33 135H36V136H33ZM40 135V136H39ZM55 135H57L58 136V138L57 137H55ZM67 135L66 136H64V137H67ZM80 135H82V139H84L85 140V143H84V146L83 147H80V145L81 144H83L82 142L84 141V140H81L80 138L81 137H79ZM85 135V136H84ZM109 135V136H108ZM112 135H113V137H112ZM120 135V136H119ZM123 135V136H122ZM124 135H127V137L126 136H124ZM134 135V136H133ZM139 135H140V137H139ZM168 135V136H167ZM8 136V137H7ZM16 138H15V137ZM19 136V137H18ZM45 136V137H44ZM47 136V137H46ZM117 136V137H116ZM138 136V137H137ZM188 136V137H187ZM195 136V137H194ZM210 136H211V138H210ZM34 137V138H33ZM94 137V138H93ZM103 137V138H102ZM116 137V139H114ZM120 137H121V140H120ZM131 137V138H130ZM156 137V138H157ZM161 137V136H160ZM170 137V139H171V142H170V140L168 139ZM214 137V136H213ZM229 137H231V139L229 138ZM239 137V139L240 140H238L237 138ZM2 138H4V139H2ZM6 138V139H5ZM36 138V139H35ZM49 138L52 140V142L51 141H49ZM96 138V139H95ZM119 138V139H118ZM124 138V139H123ZM128 138V139H127ZM156 138H155V140H156ZM180 140H179V139ZM183 138V139H182ZM188 138V139H187ZM193 138V139H192ZM228 138H229V140L231 141H228ZM28 139V140H27ZM34 140V141H32V140ZM38 139V140H37ZM41 139H43V140H41ZM56 139V140H55ZM80 139V140H79ZM99 139V140H98ZM114 139V140H113ZM127 139V140H126ZM207 139H208V142H207ZM237 141L236 143H235V140ZM35 140H37V141H35ZM39 140H41V141H39ZM44 140H46V141H44ZM102 140V141H101ZM107 140V141H106ZM132 140H134L133 142H132ZM158 140V139H157ZM156 140V141H157ZM162 140V139H161ZM176 140H179V141H176ZM183 140V141H182ZM205 140V142H203ZM29 141V142H28ZM32 141V142H31ZM39 141V142H38ZM60 141V142H59ZM89 141H91L92 142V146H94L93 148L94 149H92L93 151H94V154L91 156V154L89 155V153L87 152L88 151V149H87V143L89 142ZM113 141H116V143L114 142L113 143ZM120 142V144H119V142ZM139 141V142H140ZM173 141V142H172ZM201 141V142H200ZM11 142V143H10ZM33 143V144H31V143ZM65 142V143H64ZM121 142H124V143H121ZM175 142H176V144H175ZM188 142H189V147L187 146L188 145ZM229 142V143H228ZM240 142V143H239ZM20 143H22V144H20ZM28 143H30V144H28ZM46 143V144H45ZM48 143V144H47ZM106 143V144H105ZM125 143H126V145L127 146H130V147H125ZM135 143V144H134ZM196 143V144H195ZM201 145L202 143H205V144H209V149L211 150V155L208 153V155H209V157H207V155H205V156H203V155H200V154H203L204 152L203 151H200V150H202L200 147H199V145ZM223 143V144H222ZM236 144V145H240L239 147L241 148H239V151L240 152H242L241 153V155L239 156L238 154H237V156H233L227 149L226 150H224L223 149V145H229V144ZM239 143V144H238ZM41 144H42V147H41ZM79 144V145H78ZM113 144H115L114 146H113ZM122 144V145H121ZM123 144H124V146H123ZM242 144V145H241ZM30 145V146H29ZM31 145H32V147H31ZM63 145V146H62ZM100 145V146H99ZM111 145V146H110ZM117 145H119V146H117ZM165 145V144H164ZM195 145H198V147L200 148V150L198 151V152H196V150H198V149H196V146ZM204 145V144H203ZM244 145V146H243ZM29 146V147H28ZM36 146L37 148H34V147ZM68 146V147H67ZM104 146V147H103ZM131 146H133V147H131ZM204 146H206V145H204ZM10 147H12V149L10 148ZM14 147V148H13ZM20 147H22L23 148V150H22V148H20ZM26 147V148H25ZM28 147V148H27ZM30 147H31V149H30ZM46 147V148H45ZM67 147V148H66ZM70 147V148H69ZM108 147L111 149V151H110V149H108ZM117 147H119V148H117ZM124 147V148H123ZM197 147V148H198ZM3 148V149H2ZM21 150H19V149ZM25 148V149H24ZM33 148V149H32ZM49 148V149H48ZM66 148V149H65ZM76 148V149H75ZM78 148V149H77ZM85 148V149H84ZM122 148L124 149V150H122ZM10 149V150H9ZM15 149V150H14ZM37 149V150H36ZM58 149V150H57ZM62 149V150H61ZM68 149H72V150H69V152L71 151V152H74V151H76V152H80V150L79 149H82L81 150V152L83 153V154H81V152H80V154L81 155H79V153H75V154H77V155H75L74 153H73V157H71V152L69 153L68 152ZM73 149H74V151H73ZM104 149V150H103ZM107 149H108V151H107ZM118 149H121V150H119L118 151ZM128 149V150H127ZM208 149V148H207ZM41 150V151H40ZM57 150V151H56ZM97 150H99V151H97ZM126 150V151H125ZM242 150V151H241ZM6 151V152H5ZM24 151V152H23ZM28 151V152H27ZM47 151V152H46ZM59 151V152H58ZM106 151V152H105ZM117 151V152H116ZM121 151V152H120ZM128 151V152H127ZM205 151V150H204ZM246 151H247V149H246ZM28 154L27 156H25L26 155V153ZM49 152V153H48ZM86 152V153H85ZM120 152V153H119ZM124 152V153H123ZM127 152V153H126ZM173 152H174V150H173ZM199 152H203V153H200L199 154ZM226 152V153H225ZM25 153V154H24ZM42 153V154H41ZM56 153V154H55ZM69 153V157H71V159H73L71 162L69 161L68 162V160H69V157H68V154ZM104 153V154H103ZM111 153V154H110ZM122 153V154H121ZM196 153H197V155H196ZM3 154V155H2ZM33 154V155H32ZM36 154V155H35ZM38 154V155H37ZM44 154V155H43ZM48 154V155H47ZM50 154V155H49ZM96 154H97V156H96ZM114 154V155H113ZM127 154V155H126ZM205 154H206V151H205ZM29 155H30V157H31V159L33 160H31L30 159V157H29ZM64 155V156H63ZM79 155V156H78ZM107 155H109V157H106ZM111 155H113L112 157H111ZM118 155V156H117ZM125 155H126V157H125ZM200 155V156H199ZM24 156V157H23ZM33 156V157H32ZM47 156V157H46ZM54 156H56V157H54ZM65 156H67L66 157V159H65ZM81 156H82V158H81ZM95 156L97 157L96 159H95ZM101 157V158H99V157ZM122 156H123V158H122ZM188 156V155H187ZM192 156L194 157V159L192 158ZM201 156H203V160H201L202 158H201ZM210 156H213V158L212 157H210ZM242 156H244L245 158H242ZM16 157V158H15ZM20 157V158H19ZM35 157V158H34ZM50 157H51V159H50ZM57 157H59V158H57ZM63 157V158H62ZM77 157H79V160H77L78 158ZM89 157V158H88ZM111 157V158H110ZM117 157V159L115 160V158ZM119 157H121L120 159H119ZM204 157H205V159H204ZM226 157V158H225ZM250 157V158H249ZM24 158V159H23ZM27 158V159H26ZM30 160H29V159ZM40 158V159H39ZM42 158V159H41ZM91 158H93V159H91ZM109 158L111 159V162H110V160H109ZM125 158V159H124ZM156 158V157H155ZM178 160H177V159ZM184 158V159H183ZM186 158V159H185ZM201 158V159H200ZM210 158V159H209ZM214 159V158H216V163L218 162V164H220L219 166L218 165H216V163H214V161H215V159H214V161H212V159ZM8 159V160H7ZM38 159V160H37ZM50 159V160H49ZM57 160V162H56V160ZM64 159H65V162H64ZM70 159V160H71ZM87 159H89V161L87 160ZM99 159V160H98ZM121 159H122V161L124 162V164H123V162L121 161ZM157 159V158H156ZM187 159H188V161L190 160V163L191 164H188V161H187ZM209 159V160H208ZM228 159V160H227ZM23 160V161H22ZM30 161V163L31 162H34L35 160L37 161V162H34V163H32V164H30L29 163V161ZM60 160H61V162H60ZM82 160V161H81ZM183 160L188 164V165H185V162H184V165H183ZM192 160V161H191ZM211 160V161H210ZM244 160V161H243ZM249 160V161H248ZM10 161V162H9ZM27 161V162H26ZM41 161V162H40ZM51 161V162H50ZM66 161L68 162L67 164H66ZM91 161V162H90ZM99 161V162H98ZM105 161L106 162H108V163H105ZM116 161L117 162H119V163H116ZM127 161V162H126ZM178 161V162H177ZM199 161V162H198ZM201 161L203 162V161H205L206 163V165L207 164H209V165H207V166H209V167H207V166H205V168H209L208 170V172H206L207 171V169H205L204 168V166L203 165H205L204 164V162L203 163H201ZM228 161V162H227ZM230 161V162H229ZM250 161H252V163L250 162ZM263 161V160H262ZM3 162V163H2ZM53 162V163H52ZM60 162V163H59ZM76 162V163H75ZM87 162V163H86ZM90 162V163H89ZM102 162H104V163H102ZM122 162V163H121ZM157 162H158V159H157ZM171 162V161H170ZM171 162V163H172ZM193 162H196V164L195 163H193ZM211 162V163H210ZM245 162V163H244ZM247 162V163H246ZM25 163H28V165H26ZM37 163V164H36ZM41 163V164H40ZM60 164V165H57V164ZM85 163H86V165H85ZM114 163H115V165H114ZM125 163H126V165H125ZM174 163H172V165H175ZM199 163H201L202 165H200ZM213 163V164H212ZM243 163L244 164H246V166L244 165L243 167H242V165H243ZM39 164V166H37ZM97 166V167H95V165ZM111 164V165H110ZM120 164V167H119V169H117L118 168V165ZM181 164V165H180ZM193 164H194V166L196 165V168L193 166ZM240 164V165H239ZM253 164V165H252ZM33 165V166H32ZM52 165H54V166H52ZM84 165V166H83ZM102 165H103V167H102ZM179 165L180 166H182V169L180 170V167H179ZM203 166V167H200V166ZM213 165V166H212ZM261 165V167H263L264 166V163L262 162V164H260ZM21 166V167H20ZM32 166V167H31ZM45 166V167H44ZM50 166V167H49ZM52 166V167H51ZM109 166V167H108ZM126 166V167H125ZM191 166H192V168H191ZM216 166H218V167H216ZM11 167H13V168H11ZM28 167V169L27 170H29V171H27L26 170V168ZM34 167V168H33ZM61 167V168H60ZM62 167L64 168L65 167V169H63L62 170ZM66 167H68V168H66ZM87 167H88V169H87ZM101 167V168H100ZM108 167V168H107ZM111 167H112V169H111ZM123 167V168H122ZM184 167H187L186 168V173L184 172L185 170H183V169H185ZM231 167V168H230ZM238 167V168H237ZM239 167H242V168H239ZM42 168H43V170H42ZM60 168V169H59ZM73 168V169H72ZM77 168V169H76ZM91 168V169H90ZM99 168V169H98ZM205 170V172H203V170ZM211 168H214L215 169V173H217V175H215V173L213 172L214 170L213 169H211ZM217 168V169H216ZM219 168V169H218ZM222 168H223V170L224 171H227V172H225V173H228L229 174V176H227L226 178H224L226 175H228V174H226L224 177L223 176H221V174H223L224 172L222 171ZM22 169V170H21ZM67 169V170H66ZM80 169V170H79ZM85 169V170H84ZM116 169V170H115ZM194 169V172H191L192 170ZM211 169V170H210ZM239 169H240V172L241 173H239ZM264 169V168H263ZM60 170V171H59ZM65 170V172L66 173H68V175H69V182H70V179H75L74 181H72V182H74V183H70V191H69V189L67 190V191H65L64 190V187H65V185H63L64 184V181H61V180H64L63 179V172H61V171H64ZM71 170V171H70ZM99 170V171H98ZM107 170V171H106ZM122 172H121V171ZM172 170V172H176V171H173ZM199 172V173H197V171ZM10 171V172H9ZM22 171V172H21ZM29 172V173H27V172ZM30 171H32V173L30 172ZM69 171V172H68ZM83 171V172H82ZM84 171H85V173H84ZM116 171L118 172V174L116 173ZM217 171H219V173L217 172ZM248 171V172H249ZM70 172H72V173H70ZM76 172V173H75ZM102 174H101V173ZM120 172V173H119ZM193 174L192 176H191V173ZM202 172L205 174V175H209L210 173H212L213 172V174H214V177L215 176H218V178H216L215 177V180L216 179H219V177H221V179H219V181L217 180V181H212L211 180V182H212V184L213 183H215L213 186L214 187H217V185H218V187L217 188H215V189H212V191H211V188H209V186H208V188H207V186H206V184L208 183V182H206V179H207V181H209V179H213L214 180V178L212 177V175L213 174H210L209 176H208V178H206V176L204 175V174H202ZM223 172V173H222ZM18 173V174H17ZM54 173V174H53ZM71 175H70V174ZM90 173V174H89ZM104 173H106V174H104ZM113 173V174H112ZM194 173H197V174H194ZM207 173V174H206ZM50 174V175H49ZM56 174H58V175H56ZM72 174H73V176H72ZM83 174H85L84 176L85 177H83V179H82V176L81 175ZM87 174V175H86ZM97 176V178H95L96 176ZM101 174V175H100ZM185 174H188V179L186 178L187 176L185 175ZM190 174V175H189ZM199 174H200V176H199ZM201 174H202V177L204 178V180L202 179V177H201ZM219 174V175H218ZM233 176V178L234 179H229V177H232L231 175ZM24 175V176H23ZM53 175V176H52ZM76 175V176H75ZM116 175H118V176H115ZM185 175V176H184ZM195 175H197V176H195ZM33 176V177H32ZM50 176V177H49ZM60 176V177H59ZM72 176V177H71ZM80 176V177H79ZM104 176V177H103ZM108 176H110V179L108 180ZM113 176V178H111ZM170 176H172V175H170ZM185 177L186 179H187V181L188 182H186V180H185V178H183V177ZM190 176V177H189ZM194 176H195V178H194ZM59 177V178H58ZM122 177V178H121ZM199 177L203 180L202 182H201V179H199ZM212 177V178H211ZM257 177V178H256ZM28 180H27V179ZM50 178V179H49ZM116 178V179H115ZM191 178H193L192 179V181L194 180L195 181V179H198L197 180V182L195 181L194 183L196 184V183H198V185H195L193 182L191 183ZM224 178V179H223ZM262 178H264V177H262ZM23 179H26L25 181L23 180ZM45 179V180H44ZM51 179H53L56 183H52V185H46L47 187H50V189H52V191H53V193L55 194L54 196H57V198H55L54 196L53 197H50V195H49V197H47L46 196V198L44 199V197L42 196L43 195V188L45 187V182L46 181H51ZM56 179H58V180H56ZM80 179V180H79ZM82 179V180H81ZM116 180V182L114 181V180ZM229 179V180H228ZM243 179V180H242ZM79 180V182H75V181H78ZM98 180V181H97ZM101 180H103V181H101ZM119 180V181H118ZM17 181H19V183L17 182ZM20 181L22 182V183H20ZM110 181V182H109ZM118 182V183H117ZM122 182V183H121ZM178 182H179V184H178ZM204 182V184H202L201 185V183H203ZM211 182L209 181V183H210V186H212L211 185ZM216 182H217V184H216ZM234 181L232 182V184L234 185V186H236L237 184L235 183ZM16 183V184H15ZM38 183V184H37ZM104 183V184H103ZM120 183V184H119ZM182 183H184V184H182ZM188 183V184H187ZM200 183V184H199ZM209 183H208V185H209ZM262 183V184H261ZM29 184V185H28ZM51 184V183H50ZM55 184V185H54ZM107 184V185H106ZM114 185V187L112 186V185ZM191 184V185H190ZM192 184H193V186H192ZM227 185V184H224V185H227L228 186V188H233L232 186L233 185ZM236 184V185H235ZM14 185V186H13ZM17 185V186H16ZM20 185V189H19V186ZM176 185H177V188H176ZM181 185H182V187H181ZM192 186V187H190V186ZM203 187V189H205L204 191H202L203 189H202V187ZM220 185V186H219ZM222 185V186H221ZM18 187L17 189L16 188H14V187ZM37 186V187H36ZM41 186H42V188H41ZM44 186V187H43ZM76 186H78V187H76ZM107 186V187H106ZM179 186V187H178ZM185 186V188H187V189H185V190H182V189H184L183 187ZM196 186V187H195ZM204 186H206V187H204ZM37 189H36V188ZM81 187V188H80ZM101 187H103V188H101ZM182 188V189H180L179 190V188ZM194 187H195V189H194ZM198 187V188H197ZM213 187V188H214ZM221 187V188H220ZM237 187V186H236ZM12 188H14V189H12ZM93 188V189H92ZM113 188V189H112ZM119 188V189H118ZM177 189L175 192L173 191V190H175V189ZM191 189V191H190V189ZM40 189V190H39ZM42 189V190H41ZM60 189V190H59ZM81 191H80V190ZM82 189H83V191H82ZM91 189V190H90ZM109 189V190H108ZM163 189V191H165ZM193 189V190H192ZM212 192V195H214L213 197H214V199L213 198H211V194H210V191ZM3 190V191H2ZM11 190H13V191H11ZM21 190V191H20ZM62 190V191H61ZM108 190V191H107ZM113 190V191H112ZM188 191L189 190V192H187L188 194H186V192H184V191ZM197 191V192H192V191ZM209 191V193H208V191ZM214 190V191H213ZM15 191H17V192H15ZM41 191H42V193H41ZM72 191V192H71ZM105 191H107L108 192V194L107 193H104ZM180 191V192H179ZM222 190H219V192H221ZM10 192V193H9ZM11 192H12V194H16L17 195V193H20V194H25L24 196H23V198L19 201L18 200V202H16L15 201V199L13 198V196H12V194H11ZM45 192V191H44ZM60 192H63L62 194L60 193ZM65 192H66V195H67V201H69V202H67L65 199H64V202H63V200H62V198H61V196H63V195H65ZM67 192H69V194H67ZM77 192H78V194H77ZM87 192H89V193H87ZM101 192V193H100ZM110 192V193H109ZM112 192V193H111ZM115 192H117V193H115ZM169 192H170V194L171 193H174V196H175V199H176V197H177V195H175V194H177L178 193V197H177V199L176 200H171V199H173L174 198V196H173V194H171L170 196H169V198H168V195H169ZM177 192V193H176ZM203 192V193H202ZM214 192H216L217 194H215ZM183 195V197H182V195ZM196 193H197V196L198 195H200V198H197L196 197ZM201 193L204 195L203 196V198H204V202H203V198H202V195H201ZM5 194V195H4ZM6 194H8L9 196H7ZM11 194V195H10ZM34 194V195H33ZM76 194V195H75ZM103 194V195H102ZM111 194V195H110ZM185 194H186V196H185ZM205 194H206V196H205ZM209 194V195H208ZM231 194H233V193H231ZM1 195H2V197H1ZM69 195V196H68ZM73 195H74V197H73ZM78 195V196H77ZM79 195H81V196H79ZM91 195V196H90ZM95 195V196H94ZM98 195V196H97ZM100 195V196H99ZM113 195V196H112ZM180 195V196H179ZM194 195V196H193ZM208 195V196H207ZM11 196H12V198H11ZM61 198H59V197ZM70 196H72L71 198H70ZM112 198H111V197ZM172 196V197H171ZM190 198H189V197ZM210 196V197H209ZM10 197V198H9ZM27 197V198H26ZM38 197V198H37ZM42 197V198H41ZM110 198L109 200H107L108 198ZM184 197H186V198H184ZM195 197V198H194ZM6 198H8L6 201H4ZM31 198H33V199H31ZM35 198V199H34ZM92 198V199H91ZM161 198V199H162ZM167 198H168V200H167ZM178 198H181V200L182 201H180ZM207 198H209V199H207V202H205L206 201V199ZM223 198H224V200H223ZM13 199V200H12ZM41 199V200H40ZM58 200V204H64V205H62V206H66L65 207V209L63 208L62 209V207H61V213L59 212L60 210H59V207L61 206V205H58V206H56L55 205V200ZM71 199H73L72 201H70ZM85 199V200H84ZM88 199V200H87ZM171 201H170V200ZM185 199V200H184ZM195 199H197V200H195ZM201 199V200H200ZM211 199H212V201L214 200V202L212 203V201H211ZM231 199V200H230ZM10 200V201H9ZM24 200L26 201V200H29V201H26V202H28V203H26V202H24ZM54 200V201H53ZM92 200V201H91ZM94 200V201H93ZM111 200V201H110ZM168 201V203L169 202H171V204H172V202H173V204H172V206H169V208H168V205H166L167 204V201ZM183 200H184V202H183ZM191 200V201H190ZM200 200V201H199ZM229 200V201H228ZM0 201V202H1ZM13 201V202H12ZM38 201V202H37ZM46 201V202H45ZM67 203H66V202ZM74 201V202H73ZM77 201H79V204H78V202ZM189 201V202H188ZM202 201V202H201ZM50 202V203H49ZM70 202H73V204L72 203H70ZM104 202V203H103ZM106 202V203H105ZM174 202H176L175 204H174ZM192 202H193V204H194V202H195V206L194 205H192ZM198 202V203H197ZM201 202V203H200ZM217 202H218V200H217ZM24 203V205H22ZM39 203V204H38ZM45 203V204H44ZM53 203V204H52ZM110 203V204H109ZM179 203V204H178ZM185 203V206H183V204ZM187 203V204H186ZM191 203V204H190ZM200 203V204H199ZM6 204V205H5ZM8 204V205H7ZM20 205V207H19V205ZM33 204V205H32ZM87 204H90L88 207H89V209L88 210H84V209H86L87 207ZM202 204V205H201ZM234 203H231V205H230V207L231 208H233V209H235V210H237V208H236V206H235V204L233 205ZM27 205H28V207H27ZM32 205V206H31ZM34 205H36V206H34ZM53 205V206H52ZM73 205H78V207L80 208H78L77 206L75 207V206H73ZM82 205V206H81ZM83 205H84V207H83ZM94 205V206H93ZM110 205V206H109ZM166 205V206H165ZM179 205H181V206H179ZM9 206H10V208H9ZM15 206V207H14ZM24 206H26V207H24ZM34 206V207H33ZM72 206V207H71ZM91 206V207H90ZM105 206V207H104ZM191 206H192V208H191ZM206 206V205H205ZM18 207V208H17ZM24 207V208H23ZM37 207V208H36ZM49 207V208H48ZM58 208L57 210H56V212H55V209L56 208ZM75 207V208H74ZM171 207V208H170ZM182 207H184V208H182ZM17 208V209H16ZM28 208V209H27ZM34 208V209H33ZM84 208V209H83ZM93 209V211H92V209ZM108 208H109V210H108ZM112 208V209H111ZM168 208V209H167ZM186 208H187V210H186ZM190 208V209H189ZM4 209H6L5 210V212L3 211ZM14 209H16V210H14ZM79 211H78V210ZM82 209V210H81ZM91 209V210H90ZM107 209V210H106ZM194 209H196V210H194ZM20 210V211H19ZM46 210V211H45ZM47 210H48V212H47ZM50 210V211H49ZM200 210V211H201ZM30 211H31V214H30ZM38 211V212H37ZM39 211H42V212H40L39 213ZM53 213H52V212ZM62 211H63V213H62ZM65 211H67V214H69V215H67V214H65ZM104 211V217L101 219V217L99 216L100 214H101V212H103ZM173 211L175 212V208L173 209ZM197 211V212H196ZM14 212H16V213H14ZM20 212V213H19ZM77 212H78V215H77ZM79 212H81V215H82V217H81V215H79ZM83 212V213H82ZM92 212V213H91ZM98 213V215H96L97 213ZM170 212V213H169ZM194 212H196V214L194 215V216H192V214L194 213ZM3 213H5V214H3ZM39 213V214H38ZM44 213V214H43ZM169 213V214H168ZM245 213V212H244ZM13 214V215H12ZM37 214V215H36ZM40 214H42V215H40ZM47 214V215H46ZM53 214H54V216H53ZM75 214V215H74ZM84 214V215H83ZM86 214V215H85ZM89 214V217L87 216ZM114 214H116L115 216H114ZM152 214V213H151ZM166 214H168L169 216L167 217V215ZM172 214V215H171ZM16 215V216H15ZM20 215V216H19ZM26 215V216H25ZM31 215V216H30ZM33 215H34V218H33ZM36 215V216H35ZM39 215V216H38ZM46 215V216H45ZM52 215V216H51ZM106 215V216H105ZM108 215V216H107ZM153 215V214H152ZM18 216V217H17ZM30 216V217H29ZM40 216H42L41 218H40V220H38L39 219V217ZM56 216V218H54ZM65 216V217H64ZM67 216H70V217H67ZM78 216H80V217H78ZM85 216V217H84ZM110 216V217H109ZM9 217V218H8ZM38 217V218H37ZM49 217V218H48ZM91 217V218H90ZM93 217V218H92ZM108 217L110 218L109 220H108ZM116 217V218H115ZM13 218H14V220H13ZM46 218H47V220H46ZM54 218V219H53ZM69 218V219H68ZM80 218V219H79ZM106 218H107V221H106ZM178 218H180V217H178ZM202 218V217H201ZM5 219V220H4ZM21 219V220H20ZM35 219V220H34ZM56 219V220H55ZM60 219V220H59ZM83 219V220H82ZM93 219H95L94 221L95 222H93ZM99 219H101L100 221H99ZM183 219H181L182 220V223H183ZM204 218H202V220H200L199 222H197V221H195L194 219V221L192 220L191 221V224L189 225V223L190 222H188L187 224H186V226H185V228H183V230L185 231V230H187L186 232L188 233V236H192V235H194L193 234V232L194 233H196V231H197V229L196 228H198V226H196L195 225V227H194V223H196V224H198V223H200V224H198L199 225V227H200V225H205V227H207L208 226V228H209V224H207V218L205 217V222H203L204 220H203ZM12 220V221H11ZM77 220V221H76ZM115 220H116V222H115ZM9 221H10V223H9ZM15 221V222H14ZM35 221V222H34ZM74 221V222H73ZM79 221V222H78ZM99 221V222H98ZM107 222V226H106V222ZM201 221L203 222L202 224H201ZM18 222V223H17ZM25 222V223H24ZM27 222H28V224H27ZM39 222V223H38ZM45 222V223H44ZM50 224H49V223ZM52 222V223H51ZM53 222H54V224H53ZM58 223V225H57V223ZM70 222V225L68 226V223ZM77 222H78V224H77ZM86 222V223H85ZM102 222V223H101ZM166 222H168L169 224L167 225V223ZM135 223V222H134ZM180 224H181V222H179ZM4 224V225H3ZM8 224V225H7ZM10 224V225H9ZM21 224V225H20ZM24 224H25V226H24ZM40 224V225H39ZM74 224V225H73ZM88 224V225H87ZM103 224H104V226H103ZM179 224V226H181ZM3 225V226H2ZM7 225V226H6ZM50 225H52V226H50ZM77 225V226H76ZM80 225V226H79ZM102 225V226H101ZM184 225V226H183ZM4 226H6V227H4ZM13 227V228H11V227ZM31 226V227H30ZM36 226V227H35ZM48 226L49 227H53V228H55L56 230L55 231H53L54 229L52 228H49V232H47V228H48ZM54 226H56V227H54ZM76 226V227H75ZM91 229H89L88 227ZM91 226V227H90ZM98 226V227H97ZM101 226V227H100ZM107 227V229L106 228H104V227ZM117 226V227H116ZM170 226V227H169ZM225 226V225H224ZM11 228V230H13V232H11V230H9L8 231V228ZM25 229H24V228ZM30 227V228H29ZM47 227V228H46ZM69 227L71 228V229H69ZM97 227V228H96ZM204 227V226H203ZM210 227H211V225H210ZM4 228L6 229L7 228V230H4ZM9 228V229H10ZM17 228V229H16ZM22 228V229H21ZM41 228V229H40ZM60 229V231L58 230V229ZM74 228H77L76 230L74 229ZM87 229V235H91V240H90V242H89V245H88V247L87 248H85V246H84V239L82 238V235H81V231H82V229ZM94 228V229H93ZM100 228V229H99ZM102 228V229H101ZM162 227H160V229H158V230H161V232L158 234V235H156L155 236V239L157 240H154V243L152 244V246H154L153 248H156L157 246L156 245H158L157 243H160V241H161V238L162 237H164V236H162L161 237V233H162V230H163V228L161 229ZM186 228H189V229H186ZM194 228L196 229V230H194ZM201 228V227H200ZM212 228V227H211ZM222 228H223V226H222ZM52 231H51V230ZM93 229V230H92ZM99 229V230H98ZM210 229V228H209ZM208 229V230H209ZM224 229V228H223ZM223 229H221L220 228V230H219V235H215V233L217 234V232H215V233H213V232H209V235H211V233H212V235H214L215 237L216 236H221L222 237V235L224 234V236L222 237L223 239H225L224 237H225V231L224 232H222V230ZM0 230H1V228H0ZM16 230V231H15ZM69 230H71V231H69ZM78 230V231H77ZM88 230H89V232H88ZM98 230V231H97ZM102 230H104V231H102ZM120 230V232H118ZM174 230V231H173ZM182 230V229H181ZM7 231V232H6ZM46 231V232H45ZM77 232L76 234L75 233H73V232ZM80 231V232H79ZM144 230L142 229V227H139V230L136 232V233H138L137 235H140V237L142 236V234L144 233L143 232ZM183 231V233H185ZM220 231H221V233H220ZM4 232H6L7 234L8 233H10V235L13 233V235H11L12 236V239H10V238H8V236H9V234L7 235V234H4ZM22 232V233H21ZM51 232H52V234H51ZM55 232L57 233V235L55 234ZM78 232H79V234H78ZM96 232L98 233V234H96ZM106 234H105V233ZM118 232V233H117ZM182 232V231H181ZM17 233V234H16ZM19 233H20V235H19ZM25 233V234H24ZM46 233V234H45ZM60 233V234H59ZM69 233H70V236H69ZM95 233V234H94ZM120 233V234H119ZM122 233V234H121ZM171 232H169V234H170ZM179 233V234H178ZM183 233H181L182 234V237H183ZM187 233H185V234H187ZM223 233V234H222ZM50 234V235H49ZM65 234H67V235H65ZM103 234V235H102ZM118 234V235H117ZM163 234V233H162ZM172 234V233H171ZM189 234H191V235H189ZM197 234V233H196ZM196 234L194 235V237L196 238ZM76 235V236H75ZM94 235V236H93ZM97 235V236H96ZM100 235V236H99ZM106 235V236H105ZM136 235V236H137ZM208 234H204V236H207ZM15 236H19L18 238L16 237L15 238V240L13 239ZM39 236V237H38ZM55 236V237H54ZM105 238H104V237ZM118 237L119 239H117L116 237ZM169 236V235H168ZM167 236V237H168ZM175 236V235H174ZM178 236H175L176 238H173V239H177V237ZM203 236V237H204ZM69 239H68V238ZM102 237V238H101ZM135 237V236H134ZM137 237H139V236H137ZM136 237V238H137ZM137 238V239H142V238ZM172 237V236H171ZM182 237H181V235L179 236V239L181 238L182 239ZM193 237V236H192ZM221 237H220V239H221ZM23 238H24V241H23ZM46 238H47V241H46ZM56 238V239H55ZM66 238H67V240H66ZM159 238V239H158ZM186 238V237H185ZM184 238V239H185ZM188 238V237H187ZM186 238V239H187ZM205 238V239H204ZM204 238H202V240H204L205 242L207 241V245H208V243H209V239H208V237H207V239H206V237H204ZM5 239V240H4ZM20 239H22V241L20 240ZM30 239V240H29ZM45 239V240H44ZM51 239V240H50ZM73 241H71V240ZM82 239H83V241H82ZM93 239H95V240H93ZM98 239V240H97ZM137 239H135L136 241H137ZM149 239V238H148ZM168 239V238H167ZM166 239V240H167ZM169 239H170V237H169ZM172 239V238H171ZM170 239V240H171ZM180 239V240H181ZM189 239V238H188ZM187 239V240H188ZM10 240H11V242H10ZM18 240H20V242L18 241ZM42 240H43V242H42ZM138 240V241H139ZM144 240L146 241V239H143L142 241H137V244L136 245H138V243H140L141 245L142 244H144ZM160 240V241H159ZM165 240V239H164ZM164 240H162V241H164ZM187 240L183 243L184 245H185V243L187 242ZM193 240V242H194V239H191V241ZM18 241V242H17ZM27 241V242H26ZM45 241V242H44ZM54 241V242H53ZM75 241V242H74ZM77 241V242H76ZM94 241V242H93ZM98 241V242H97ZM136 241H135V243H136ZM173 241H176V240H173ZM177 241H178V239H177ZM190 241V242H191ZM196 241V240H195ZM221 241V240H220ZM10 242V243H9ZM53 242V243H52ZM142 242V243H141ZM157 242V243H156ZM167 242L169 243V245L168 246H170V244H172V240H171V242L170 241H168L167 240ZM193 242H191L190 243V246H192L191 244L193 243ZM199 242H201L200 244L202 245L204 242L203 241H199ZM41 243V244H40ZM45 243H46V246H45ZM49 243V244H48ZM57 243V244H56ZM98 243V244H99ZM161 243H163V242H161ZM178 243V242H177ZM44 244V245H43ZM52 244V245H51ZM165 244V243H164ZM167 244V243H166ZM183 244L181 245V247L183 246ZM209 244H211V243H209ZM37 245H39V246H37ZM68 246L69 245V247L67 248L66 246ZM204 245H206V243H204ZM206 245V246H207ZM35 246V247H34ZM41 246H43V250H41L40 248H41ZM52 246V247H51ZM62 246H65V247H62ZM163 246H165V245H163ZM167 246V245H166ZM189 246V247H190ZM196 246H197V244H196ZM196 246H194V247H196ZM6 247H8V248H6ZM11 247V248H10ZM13 247V248H14ZM45 247H47L46 249H45ZM76 247H79V249L78 248H76ZM121 247V248H120ZM158 247H159V245H158ZM161 247H162V245H161ZM193 247V246H192ZM205 247V246H204ZM208 247V246H207ZM207 247H205V248H207ZM10 248V249H9ZM24 248H27V249H24ZM34 248V249H33ZM76 248V249H75ZM85 248V249H84ZM205 248H204V250H205ZM75 249V250H74ZM158 248H156V250H154V251H150V250H146V252L143 254V256L141 257V259H139L138 261H137V264H141L142 262H145L146 260L148 261L149 259H145L146 257L147 258H150V256H153L154 254H158L157 252L155 253V251H159V249L157 250ZM163 249V248H162ZM165 249H167L166 247H165ZM39 250H41V251H39ZM46 250V252H44ZM52 250V251H51ZM195 250H197V249H195ZM5 251V252H4ZM26 251V252H25ZM39 251V252H38ZM55 252V254H52V255H49L50 253H52V252ZM66 251H69V250H66ZM25 252V253H24ZM34 252V253H33ZM44 254V255H42V253ZM90 252H91V254H90ZM38 253V254H37ZM150 253H152L151 255H150ZM154 253V254H153ZM196 254V253H195ZM195 254H192L193 256L191 257V259H192V261L191 262H195L194 260H197V259H200L201 257H200V255H201V253L199 254V253H197L196 254V259L194 258L195 256ZM147 255H149V257L147 256ZM203 255V254H202ZM201 255V256H202ZM36 256H37V258H36ZM40 256H42V257H40ZM43 256H44V258H43ZM50 256V257H49ZM53 256V257H52ZM191 256V255H190ZM86 257H90L89 259H87ZM198 257V258H197ZM200 257V258H199ZM36 258V259H35ZM50 258H51V260H50ZM37 259H39V262H36V260ZM61 259V260H60ZM92 259V260H91ZM145 259V260H144ZM189 259H190V257H189ZM194 259V260H193ZM5 260H7V263H6V261ZM35 262H34V261ZM41 260V261H40ZM50 260V261H49ZM59 260V261H58ZM71 260H73V261H71ZM126 260V261H125ZM128 260V261H127ZM16 261V262H15ZM38 261V260H37ZM46 261H49V263H47ZM67 261V262H66ZM58 262V263H57ZM61 262V263H60ZM63 262V264H65ZM98 262V261H97ZM130 262H132V263H130ZM91 263V264H92ZM101 263H103V262H101ZM101 263H98V264H101ZM108 264H109V262H107ZM103 264H106V262L105 263H103ZM144 264V263H143Z\"/></svg>",
  "mask_w": 264,
  "mask_h": 264
},
{
  "label": "water",
  "instance_id": "water-1",
  "mask_svg": "<svg viewBox=\"0 0 264 264\" xmlns=\"http://www.w3.org/2000/svg\"><path fill=\"white\" fill-rule=\"evenodd\" d=\"M214 1L264 15V0ZM0 4L13 19L25 23L32 22L36 24V21H38L47 11V0H0Z\"/></svg>",
  "mask_w": 264,
  "mask_h": 264
},
{
  "label": "crops",
  "instance_id": "crops-1",
  "mask_svg": "<svg viewBox=\"0 0 264 264\" xmlns=\"http://www.w3.org/2000/svg\"><path fill=\"white\" fill-rule=\"evenodd\" d=\"M221 81V80H220ZM219 91H221V90H219ZM200 93V92H199ZM217 93V92H216ZM216 93L214 94L212 91L210 92V95H212V97L215 95V98H217V96H216ZM202 95H204V93H202ZM206 95V94H205ZM206 97L208 98V96L206 95ZM210 98V97H209ZM208 98V100H209V102H210V100H211V98L209 99ZM209 108H211V107H209Z\"/></svg>",
  "mask_w": 264,
  "mask_h": 264
}]
</instances>
